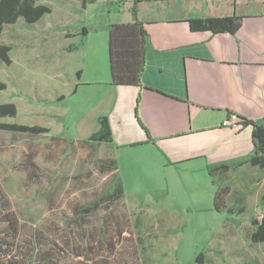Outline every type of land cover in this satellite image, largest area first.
<instances>
[{
	"label": "crops",
	"instance_id": "crops-1",
	"mask_svg": "<svg viewBox=\"0 0 264 264\" xmlns=\"http://www.w3.org/2000/svg\"><path fill=\"white\" fill-rule=\"evenodd\" d=\"M84 1L40 0L51 13L34 24L19 18L3 29L2 42L13 50L5 30L23 22L26 62L40 53L45 74L39 102L55 105L47 113L40 107L51 119L40 127L77 142L98 132L99 119L107 116L112 137L100 145L108 148L105 160L116 161L112 173L126 199L129 181H151L147 196L156 202L181 198L189 211L227 213L216 210L215 196L228 187V207L257 214L264 169L246 162L255 152L253 126L225 123L239 117L264 127V0H140L138 19L149 33L142 86L114 85L109 62L110 26L134 21V0L102 28L81 17ZM111 1L117 0H105ZM226 17L240 18L235 34L190 29L192 19ZM69 100L72 107H64ZM127 201L137 217L153 210L138 194Z\"/></svg>",
	"mask_w": 264,
	"mask_h": 264
},
{
	"label": "rangeland",
	"instance_id": "rangeland-1",
	"mask_svg": "<svg viewBox=\"0 0 264 264\" xmlns=\"http://www.w3.org/2000/svg\"><path fill=\"white\" fill-rule=\"evenodd\" d=\"M107 4L105 0L84 4L87 11L81 17L91 28L93 24L102 28L116 18ZM21 23L6 28L4 34L5 41L15 48L11 65L0 60V80L7 86L0 93V102L16 104L18 114L2 122L40 126L51 120L40 107H46L47 113L53 112L55 105L39 102L45 70L38 52L29 54L31 60L26 62ZM100 32L89 37V43ZM72 104L69 100L64 107ZM108 154L107 146L0 130L4 264H28L43 251L55 257L57 264H264V243L251 240L252 219L259 211L235 216L207 208L189 211L183 208L181 198L160 202L149 198L154 182L129 181L127 198L138 194L152 204L153 210L146 208L137 217L125 197L114 202L104 199L116 186V175L104 166ZM98 201L97 210L84 212ZM104 228L106 238L116 241L114 248L99 242ZM119 238H125L123 244Z\"/></svg>",
	"mask_w": 264,
	"mask_h": 264
},
{
	"label": "trees",
	"instance_id": "trees-1",
	"mask_svg": "<svg viewBox=\"0 0 264 264\" xmlns=\"http://www.w3.org/2000/svg\"><path fill=\"white\" fill-rule=\"evenodd\" d=\"M40 0H0V60L5 64L11 65V51L12 48L2 42V33L6 25L15 24L19 18H24L27 23L34 24L42 19L46 14L52 12V9L48 6L38 5ZM126 0L111 1L108 3V7L111 12H120L122 6ZM87 1H84L86 4ZM140 0H134L132 8V15L134 21L126 24H114L109 29V62L110 71L112 76V82L116 86H142L143 74L146 70V50L148 44V31L145 28V24L138 19V4ZM190 29L193 32H212L214 34L219 33H232L235 34L240 28V18L226 17V18H203L192 19L189 21ZM7 86L0 80V92L6 90ZM141 100V94L138 98V105L136 107V116L138 119V109ZM18 109L14 103H1L0 102V130L10 131L15 133H25L33 136L42 134H49L50 130L40 126H25L11 123H3L2 120L7 117H16ZM240 125L253 126V137L255 140V152L246 161L253 166H258L264 169V127L253 123L244 118H239ZM100 130L88 139L82 142L87 145H100L103 142H110L112 137V130L107 116L99 119ZM146 129V128H144ZM105 167L114 172L117 169L116 161L104 160ZM217 168L227 169L229 166L221 165ZM212 173L215 168H209ZM229 188H221L217 191L215 196V208L217 211L226 210L229 215H240L245 212V207L230 208L228 207L227 198L229 195ZM125 197V189L123 183L116 176V186L114 191L105 195V200L108 202H114L121 200ZM99 202L94 203L93 207L84 209L85 213H92L99 208ZM259 214L253 217L252 225L253 232L251 240L253 243H264V196L260 203ZM260 218V219H259ZM106 228L100 234L99 242H103L106 246L114 248L116 241L106 238ZM86 233L82 232L84 236ZM105 239V240H104ZM89 241V240H88ZM125 238L120 239L119 243L122 244ZM117 242V243H118ZM102 243V244H103ZM108 243V244H107ZM4 244L0 242V264H4V258L6 257L1 248ZM92 246V245H91ZM78 258L82 257V254L77 255ZM202 255H200L199 262L201 263ZM55 257L49 254L40 253L39 257L29 259L28 264H57Z\"/></svg>",
	"mask_w": 264,
	"mask_h": 264
},
{
	"label": "built area",
	"instance_id": "built-area-1",
	"mask_svg": "<svg viewBox=\"0 0 264 264\" xmlns=\"http://www.w3.org/2000/svg\"><path fill=\"white\" fill-rule=\"evenodd\" d=\"M239 123H240V120L236 117L233 122L232 121H228V122L226 121L225 125L233 124L234 126H237V125H239Z\"/></svg>",
	"mask_w": 264,
	"mask_h": 264
}]
</instances>
